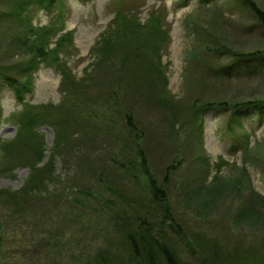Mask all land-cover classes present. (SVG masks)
Wrapping results in <instances>:
<instances>
[{"label": "rangeland", "instance_id": "1", "mask_svg": "<svg viewBox=\"0 0 264 264\" xmlns=\"http://www.w3.org/2000/svg\"><path fill=\"white\" fill-rule=\"evenodd\" d=\"M253 1L264 10V0ZM8 3L0 0V72L18 84L32 76L29 106L0 80V191L24 195L0 196V264H99L106 256L133 264L118 216L132 213L148 185L120 164L123 155L136 160L139 148L187 236L168 230L185 263L206 264L204 256L209 264H264V110L204 106L264 99V58H238L264 51V27L251 9L242 0H59L48 13L9 12ZM52 21L58 29L48 48L61 58L31 68L17 39ZM151 44L164 79L147 83L149 74L123 60L139 64L143 53L157 67ZM75 102L84 109L76 125L58 130L42 120L51 106L60 120ZM30 116L40 126L21 135ZM32 145L44 152L42 163ZM48 161L55 177L27 188L31 165Z\"/></svg>", "mask_w": 264, "mask_h": 264}, {"label": "trees", "instance_id": "2", "mask_svg": "<svg viewBox=\"0 0 264 264\" xmlns=\"http://www.w3.org/2000/svg\"><path fill=\"white\" fill-rule=\"evenodd\" d=\"M256 15L257 20L259 23L264 27V10L260 8L259 5H257L253 0H242ZM8 11L14 12L17 9L18 10H25L28 9L30 6L39 7L40 9L46 10L48 13L53 11V9L56 7L59 0H8ZM11 6V7H10ZM13 9V10H12ZM12 10V11H11ZM21 16V15H20ZM120 20H124V24L128 23V19L120 18ZM22 23V19L20 20ZM122 22V21H121ZM52 23H47L43 26L36 27L31 25L27 26L29 27L27 29V35L26 38L19 37L18 44L22 46V48L28 47L29 50V57H31V62L29 63L31 68L34 67V61L38 59H59L61 58L58 54V57L54 54L53 48L49 49L48 45L50 44V41L48 40L50 38V35L54 33L55 30L58 28L53 26ZM162 26H159V30H161ZM165 33V32H164ZM65 33L62 39L59 40L58 44L56 45V49L58 47H61L64 45L66 38L68 37ZM166 34V33H165ZM163 47V46H162ZM150 52L156 57L157 60V67L152 66L151 62L145 56L143 53H140L139 56V64L137 59H128L125 58L123 60V64L126 65L127 63H131L134 68H136L139 73L140 71H143L145 74H149V77L145 80L147 83L148 81H153L156 78V74H159L161 77H163V65H161L159 59L161 56V51L157 44H151L150 46ZM108 50V49H107ZM110 50V48H109ZM108 50V52H109ZM53 54V56H52ZM51 55V57H50ZM240 56V54H239ZM241 60L247 59L246 61H250L255 57H263L264 58V51L262 52H251L248 54H243L240 57ZM53 57V58H52ZM146 60L149 62L147 63ZM245 61V62H246ZM143 68V69H139ZM145 69V70H144ZM157 70V72L155 71ZM225 69V67H224ZM225 72V70H224ZM223 72V73H224ZM219 73L222 75V72L219 71ZM140 75H143L140 73ZM32 75L27 72V74L24 77L23 83L18 84V82L15 80L14 76L9 75L8 73L1 74L0 72V80L6 81L9 83L16 91L17 96L22 100V103H24L23 106H29L31 105L30 102L26 101V98L24 96V90H26L27 80H30L29 77ZM164 79V77H163ZM29 87V86H28ZM29 89V88H28ZM117 92L113 91V95H116ZM110 102L112 101L111 97L106 98ZM220 105L224 107H230L233 110V114L237 115L238 111L240 109L244 108H255L258 109L260 113L264 110V99H253V100H243L238 102H226V101H220L218 103L215 102H205L204 106L208 105ZM107 105V101H106ZM53 107H48L49 110L47 112L49 114H46L42 117V120L46 122L47 124H50L58 130L64 127V125H76L84 116L83 112V106L75 102L71 106L67 107L65 110V113L61 115V119L63 120L62 123H60V120H58L57 117H55L53 113ZM55 109H59V107H56ZM198 114V112H196ZM22 122L20 117H18ZM26 118V117H25ZM28 120V124L26 122ZM24 125L20 126L19 131L20 134L23 135V132L29 131L30 133H33L34 126H40L39 123H37L36 118H32L31 116L29 118H26ZM127 127L129 129L128 133L130 136H132L134 133L137 134V126L134 121L133 115L131 113L127 114V121H126ZM31 129H28V128ZM27 136V135H25ZM28 139H31V136H27ZM60 142V139H59ZM26 147H29V144L26 142ZM32 149V155H35V157H41L40 163L44 160V152L38 151V147L31 146ZM55 155V154H54ZM123 160L121 162V168L125 169L126 171H132L131 174L135 179L142 180L145 179L147 185H148V194L147 196L141 197V199L133 201V203H130L132 213L126 214V215H120L118 217H121L122 222L119 223L120 225V232L124 236V238L128 242V246L130 248V258L133 260V264H188L185 263L182 258L179 256L177 248L175 246V241L172 240L171 236L169 235L168 230H172L175 233L178 232L181 236H183L185 239H187V236L183 233L181 225L177 222L175 217L172 213L171 204L169 201V196L163 186V184H159L157 178L153 175V173L150 170V167L147 162V156L142 148L138 149L137 153V159L133 158H127L125 155H123ZM130 159V160H129ZM49 162V161H48ZM37 162H34L33 165H31V173L27 180L26 187L32 186V183L36 182V186L38 184H42L39 187H45L47 185V181L51 178L55 177V167L53 165V161H50L49 163L43 164L42 167H39ZM129 163V164H128ZM136 170V172H133ZM244 170L248 172L247 167H244ZM45 173V180L40 178V174ZM218 177L215 178V180ZM0 196L2 197H13L15 199L20 198L21 196H24L21 192H17L15 194H11L9 191L1 190ZM252 197L261 198L262 195L258 193L257 191L253 190L251 192ZM136 202L137 205H134ZM251 204V203H250ZM134 205V206H133ZM139 208L137 209L136 207ZM253 206V204H251ZM137 213V214H135ZM134 214V215H133ZM246 212L243 211L240 216L243 217ZM189 242V241H188ZM195 253L200 252L198 250H193ZM201 255V254H200ZM206 264H209L208 261H206V258L203 256L201 257ZM99 264H119L114 263L112 258L109 256L103 257L99 261Z\"/></svg>", "mask_w": 264, "mask_h": 264}]
</instances>
